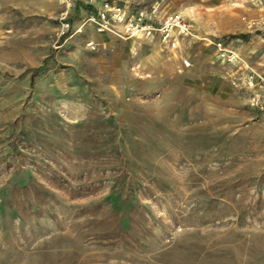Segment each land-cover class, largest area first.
I'll return each instance as SVG.
<instances>
[{"label": "rangeland", "instance_id": "rangeland-1", "mask_svg": "<svg viewBox=\"0 0 264 264\" xmlns=\"http://www.w3.org/2000/svg\"><path fill=\"white\" fill-rule=\"evenodd\" d=\"M105 1L193 33L99 32ZM217 38L261 66L264 7L0 0V264H264V101Z\"/></svg>", "mask_w": 264, "mask_h": 264}, {"label": "built area", "instance_id": "built-area-1", "mask_svg": "<svg viewBox=\"0 0 264 264\" xmlns=\"http://www.w3.org/2000/svg\"><path fill=\"white\" fill-rule=\"evenodd\" d=\"M255 1L264 7V0ZM155 12V9H151L133 14L119 5L105 1L95 13L89 15L87 20L99 32H116L124 38L144 36L172 46L179 42L181 37L192 35V26L181 12L170 11L160 17H155ZM210 43L213 45L216 59L237 66L238 73L252 90V103L258 105L264 101V64L254 66L241 55L231 41L225 38L213 39ZM181 61L184 67L191 65L188 57H183Z\"/></svg>", "mask_w": 264, "mask_h": 264}, {"label": "bare ground", "instance_id": "bare-ground-1", "mask_svg": "<svg viewBox=\"0 0 264 264\" xmlns=\"http://www.w3.org/2000/svg\"><path fill=\"white\" fill-rule=\"evenodd\" d=\"M61 1H64V0H61Z\"/></svg>", "mask_w": 264, "mask_h": 264}, {"label": "crops", "instance_id": "crops-1", "mask_svg": "<svg viewBox=\"0 0 264 264\" xmlns=\"http://www.w3.org/2000/svg\"><path fill=\"white\" fill-rule=\"evenodd\" d=\"M255 60V59H254Z\"/></svg>", "mask_w": 264, "mask_h": 264}]
</instances>
